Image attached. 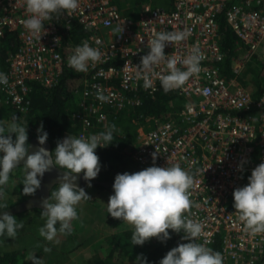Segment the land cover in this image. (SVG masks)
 Wrapping results in <instances>:
<instances>
[{
	"label": "built area",
	"instance_id": "obj_1",
	"mask_svg": "<svg viewBox=\"0 0 264 264\" xmlns=\"http://www.w3.org/2000/svg\"><path fill=\"white\" fill-rule=\"evenodd\" d=\"M123 1L80 0L70 14H53L51 21H44L46 31L38 40L22 25L27 15L23 0H0V49L6 35L14 34L12 50L0 62V71L8 77V83L0 85V101L26 112L30 84L54 86L65 68L74 70L67 64L72 49L87 41L101 57L80 72L68 119L77 136L103 131L124 109L141 105L142 95L153 97L161 87L156 78L152 87H144L130 71L148 51L147 39L156 31L187 29L186 39L167 43L164 51L182 57L195 47L203 56L201 70L173 89L178 102L170 103L164 117L139 115L143 121L128 154L143 168L179 163L191 173L192 207L185 214L203 223L196 239L220 251L223 264H264V233L246 230L232 196L264 160V91L255 96L239 80L254 58L264 63V0H166L162 6L150 0L133 14L123 13ZM220 13L237 38L229 75L224 74L227 55L220 42ZM72 23L83 31L75 41L70 39ZM117 26L122 27L120 33L113 31ZM164 69L162 63L157 70ZM98 89L107 101L97 98ZM241 161H246L242 169ZM182 235L177 234L175 246L187 242Z\"/></svg>",
	"mask_w": 264,
	"mask_h": 264
},
{
	"label": "clouds",
	"instance_id": "obj_2",
	"mask_svg": "<svg viewBox=\"0 0 264 264\" xmlns=\"http://www.w3.org/2000/svg\"><path fill=\"white\" fill-rule=\"evenodd\" d=\"M80 0H23L26 16L22 19L23 27L33 37L40 40L45 33L44 21H51L53 14H70L79 7ZM121 32L122 27L113 29ZM189 31H156L147 39L148 51L140 57L139 64H133L130 71L137 79L143 80L144 87H152L154 79L159 80L164 91L182 86L194 74L201 70L203 56L193 47L182 57L166 54L167 43L180 42L187 38ZM143 40V37H141ZM101 52L87 41L77 44L67 57V64L76 72H87L90 62L100 60ZM166 69L157 70L161 64ZM179 64V66H178ZM8 77L0 71V85H6ZM96 96L100 101H107L108 96L98 89ZM38 147L29 152L26 125L13 116L6 123L0 121V200L2 189L10 179V173L18 168L22 172L20 183L23 194L30 195L39 188L41 177L56 166L63 169L57 187L51 189L44 199L41 216L45 222L39 233L48 241L58 242L57 233H71L72 221L78 218L77 205L82 200L90 199L83 187L75 181L78 174L86 181L95 178L100 171L99 158L94 151L98 146L105 147L114 141L116 125L107 126L103 131L87 136L68 134L57 141L55 148L49 150L43 145L48 133L41 123L36 129ZM14 134V136L12 135ZM156 153H153V160ZM246 161H241L238 168H243ZM247 183L234 188L233 207L246 230L252 233H264V160L257 164L247 177ZM193 176L179 163L167 162L166 166H151L129 173H117L111 185L112 193L105 204L106 211L114 218H119L131 226L132 245H141L147 239L156 237L160 241L169 238L168 229L180 233L181 240L187 241L172 247L159 260V264H223L220 251L198 242L196 237L203 231V223L192 219L185 213L192 207L190 187ZM8 206L0 202V236L15 237L23 227L15 215L5 211ZM58 225V226H57ZM44 251H50L45 248ZM28 259L32 264H42L40 257L33 253ZM133 264H151L143 254H137Z\"/></svg>",
	"mask_w": 264,
	"mask_h": 264
},
{
	"label": "trees",
	"instance_id": "obj_3",
	"mask_svg": "<svg viewBox=\"0 0 264 264\" xmlns=\"http://www.w3.org/2000/svg\"><path fill=\"white\" fill-rule=\"evenodd\" d=\"M139 1V2H137ZM141 1L135 0L133 5H125L123 1L120 5L123 13L133 14L139 11ZM220 42L222 50L226 53L227 57L223 67L225 68L224 74H230V58L235 53L236 35L230 29L224 19V14L220 13L218 16ZM71 33L70 39L77 40L79 34H83L77 24L72 23L69 27ZM14 34H7L4 40V45L0 49V62H3L9 50H12L11 43L13 42ZM82 74L74 70L65 68L58 82L49 88L43 87L38 83L32 82L30 84L29 99L30 104L26 112L20 113L13 110L11 107L0 101V121L5 123L13 116H21L26 125L27 140L37 136V127L42 123L43 130L48 133L47 140L50 141L51 147L55 145V141L63 133H76V130L71 127L68 119L70 107L75 100L76 89L80 86ZM259 86L257 84L256 90L253 92L255 96L258 94ZM176 92L171 89L164 91L162 87L156 92L153 97L142 95V104L139 106H129L124 109L119 116L112 122L116 125L114 131V141L105 147L98 146L95 149L99 161L107 164L110 163L109 169L101 176L99 173L91 180L98 181L92 186L101 187L104 189L112 190V183L118 169L119 173L128 171L129 173L143 169L136 163H128L124 167V163L120 165L122 160V153L126 146H130L133 139L137 125L143 121L139 115L145 113L154 118L164 117L170 109V102H178L176 99ZM255 158V156H254ZM252 158V161L253 159ZM31 195V194H30ZM30 195L24 194V197ZM113 225L111 220L108 221ZM58 226V225H57ZM170 236L165 241H160L156 237L147 239L141 245H132L131 241V228H127L116 233H113L110 241L111 246L105 255H99L90 260L81 262L80 264H133V260L137 254H143L151 264H159V260L166 254L168 250L175 246L177 237L176 232L168 229ZM70 236L71 233H65ZM124 256L130 259L125 260ZM20 254L17 250L5 251L0 254V264H20Z\"/></svg>",
	"mask_w": 264,
	"mask_h": 264
},
{
	"label": "rangeland",
	"instance_id": "obj_4",
	"mask_svg": "<svg viewBox=\"0 0 264 264\" xmlns=\"http://www.w3.org/2000/svg\"><path fill=\"white\" fill-rule=\"evenodd\" d=\"M147 1L150 0H143L141 3L143 4ZM151 1L157 4L161 3L162 0ZM124 2L125 5L129 6L133 5L135 0H125ZM163 2L165 4L164 0ZM257 54L261 55V52ZM239 80L243 81L253 92L256 90L257 84L259 86L258 93L264 91V63H260L257 58H254L248 63L246 70L239 76ZM171 102L174 104V101ZM17 118L18 122L25 123L21 116H17ZM68 134L76 135V133H63L55 141V145L58 140ZM12 135L14 136V134ZM128 151L129 146H126L120 162V165L124 163L125 168L127 167L126 164H132L133 162ZM99 163L100 171L98 173L102 176L109 169L111 162L105 164L99 161ZM118 169L116 174L119 173ZM21 177L22 172L18 166L17 169H14L10 173L9 182L3 186L2 200L0 202L6 204L8 207L26 198L21 191L23 187L20 183ZM87 193L90 199L82 200L77 205L78 218L72 221L73 230L70 236L58 232L56 237L58 242L46 240L39 233V228L44 224L45 217L41 216L40 209H30L15 215L18 222L23 223V227L17 231L15 237L0 236V254L5 251L17 250L20 254V264H32V261L28 257L33 252L34 255L41 258L42 264H80L99 255H105L111 246L110 241L113 233L131 228V226L107 213L105 204L112 191L90 185L87 188ZM110 220L113 225L108 223ZM46 247L50 251H44ZM124 259L129 260L130 258L124 256Z\"/></svg>",
	"mask_w": 264,
	"mask_h": 264
},
{
	"label": "water",
	"instance_id": "obj_5",
	"mask_svg": "<svg viewBox=\"0 0 264 264\" xmlns=\"http://www.w3.org/2000/svg\"><path fill=\"white\" fill-rule=\"evenodd\" d=\"M29 152L35 151L38 147L37 136H34L29 141ZM45 148L52 150L51 143L46 139L44 145ZM23 161L21 160L17 166H21ZM63 169H59L56 166H52V168L48 171H45L43 176L41 177V183L39 188L35 190L29 197L23 199L22 201L18 202L17 204L12 205L9 208L4 209L3 211L16 215L21 212L30 210V209H40L42 210L41 202L46 199L51 192V189L59 183V177L62 175ZM77 176L75 183L83 187L87 193V188L89 187V181H86L83 176L82 172L78 174H74ZM98 181L91 180L90 185L95 184Z\"/></svg>",
	"mask_w": 264,
	"mask_h": 264
},
{
	"label": "crops",
	"instance_id": "obj_6",
	"mask_svg": "<svg viewBox=\"0 0 264 264\" xmlns=\"http://www.w3.org/2000/svg\"><path fill=\"white\" fill-rule=\"evenodd\" d=\"M124 1H125V0H124ZM164 1H166V0H164ZM153 3H155V2L153 1ZM161 3H162V4H161ZM161 3H157V4L155 3V4L158 5V6H159V5H160V6L164 5V4H163V3H164L163 0L161 1ZM26 221H28V220H26Z\"/></svg>",
	"mask_w": 264,
	"mask_h": 264
},
{
	"label": "flooded vegetation",
	"instance_id": "obj_7",
	"mask_svg": "<svg viewBox=\"0 0 264 264\" xmlns=\"http://www.w3.org/2000/svg\"><path fill=\"white\" fill-rule=\"evenodd\" d=\"M11 207V206H10ZM9 208V207H8ZM28 211V210H27ZM25 212V211H24ZM22 213V212H21Z\"/></svg>",
	"mask_w": 264,
	"mask_h": 264
}]
</instances>
